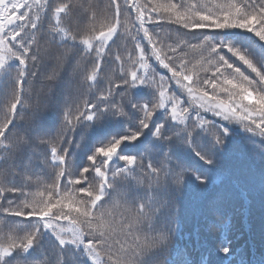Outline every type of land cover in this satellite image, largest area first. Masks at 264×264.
Instances as JSON below:
<instances>
[{
	"label": "snow or ice",
	"instance_id": "6c2138e0",
	"mask_svg": "<svg viewBox=\"0 0 264 264\" xmlns=\"http://www.w3.org/2000/svg\"><path fill=\"white\" fill-rule=\"evenodd\" d=\"M0 264H264V0H0Z\"/></svg>",
	"mask_w": 264,
	"mask_h": 264
},
{
	"label": "trees",
	"instance_id": "16d2710c",
	"mask_svg": "<svg viewBox=\"0 0 264 264\" xmlns=\"http://www.w3.org/2000/svg\"><path fill=\"white\" fill-rule=\"evenodd\" d=\"M49 121L52 122L55 120L54 115H50L48 117ZM232 160V157L227 158L223 161V165L226 169H230V161ZM236 206V205H235ZM176 207L179 208L180 213L182 217L184 218L185 222L188 226H191L194 223L195 219V208H196V196L195 194L191 192H185L183 200L176 205ZM251 224V214L248 215H233V228L227 233L228 238L233 239L235 244L239 247L241 245H244L248 239L246 238V234L248 231V228ZM239 237V239H236ZM258 243V239L256 240ZM37 256L40 254L37 253Z\"/></svg>",
	"mask_w": 264,
	"mask_h": 264
}]
</instances>
